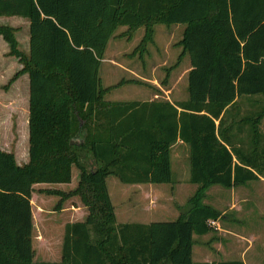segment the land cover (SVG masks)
<instances>
[{"label": "trees", "instance_id": "1", "mask_svg": "<svg viewBox=\"0 0 264 264\" xmlns=\"http://www.w3.org/2000/svg\"><path fill=\"white\" fill-rule=\"evenodd\" d=\"M0 17L28 22L26 52L17 29L0 25L7 55L20 65L8 83L23 74L28 81L27 162L0 150V264H243L195 262L191 247L220 217L202 203L209 186L264 177V0H0ZM155 24L183 25L174 46L175 63L185 55L189 62L186 99L105 101L114 88L147 85L123 78L101 85L114 30L125 27L118 36L129 39L142 28L131 52L140 58ZM241 100L250 106L242 115ZM177 139L188 149V182L197 185L185 210L172 221L115 223L105 178L170 183ZM72 168L74 188L38 192L58 197L54 210L76 197L85 215L63 225L57 261H33V185L68 184Z\"/></svg>", "mask_w": 264, "mask_h": 264}, {"label": "rangeland", "instance_id": "2", "mask_svg": "<svg viewBox=\"0 0 264 264\" xmlns=\"http://www.w3.org/2000/svg\"><path fill=\"white\" fill-rule=\"evenodd\" d=\"M16 19L17 17H0V25L21 28L22 20ZM152 29L153 42L146 43L145 52L140 58L137 54L132 55L131 52L142 37V28L135 29L129 39L125 36H118L124 32L125 27H117L114 30L111 39L105 46L98 68L101 85L104 87L112 85L121 78H140L147 85H122L105 94L103 97L105 100L153 98L152 88L159 86V82L165 76L167 87L172 86L171 94L186 97L184 72L186 62H189L185 55L175 63L180 48L174 46V43L180 39L183 25L165 27L155 24ZM21 37L22 35L17 34L19 50L24 47ZM7 50V45L0 38V149L15 152L18 155L23 154L25 132H27L25 128L27 79L23 74L8 83L13 74L19 70L20 65L15 58L7 55ZM166 68H169L168 71H165ZM157 97L159 98L158 95ZM259 126L264 130L263 122ZM169 163L171 178H174L175 167L171 154H169ZM76 181L77 171L72 168L71 180L68 184L57 186L37 184L34 186V194L31 198L33 261H57L63 225L79 220L82 213L85 212L76 197L62 202L60 209L54 210L58 197L39 193L38 190L68 191L74 188ZM105 185L117 224L122 222H166L175 218L177 204L175 199L178 195L166 188L170 184H163L166 187L160 194L164 200H159L149 209L141 207L143 202H146L144 200L146 198L141 197V194L136 191L121 188L123 184L115 178L107 177ZM237 193H240L246 201H239L236 210H229L224 204L229 197L228 191L219 189L210 191L202 200V203L204 201V203L214 206L220 217L216 220L217 222L214 221L213 225H209L212 228L210 232L201 236H193L192 261L215 262L240 259L244 264H264V183L252 185L251 188L244 189L242 192L235 191L234 196H237ZM249 194L252 195L250 198H248ZM185 195L180 196L184 197ZM171 196L174 199L170 200ZM222 210L223 215L220 213Z\"/></svg>", "mask_w": 264, "mask_h": 264}, {"label": "crops", "instance_id": "3", "mask_svg": "<svg viewBox=\"0 0 264 264\" xmlns=\"http://www.w3.org/2000/svg\"><path fill=\"white\" fill-rule=\"evenodd\" d=\"M18 19L22 20L23 26L21 28L13 27V26H10V27L17 29L16 32L14 33V37H15L17 42H18L17 34L22 35L21 40L23 41L24 47L20 51L26 52L27 51V41H28V35H27L28 22L24 18L17 17L16 20H18ZM16 61H17V59H16ZM110 63H111V61H110ZM188 70H189V63L186 62L185 72H184L185 78H186V73ZM126 71L131 73L128 70H126ZM26 79H27V77H26ZM133 79H135V78H133ZM136 79H139V80L145 82L144 80H142L140 78H136ZM25 83H26V81H25ZM27 83H28V81H27ZM167 86H168L167 84L164 87L157 85L156 89H158L160 92V94L158 95L159 98H163V99L169 101L170 103L180 102V101H183L186 99V97H183V96L178 97L176 95H172L171 94L172 86H170V87H167ZM152 92H153L152 93L153 98L138 99V100H133V101H150L154 98H158L157 95L154 94V88H152ZM184 93H186V92H184ZM170 96H171V99H170ZM27 100H28V92H27L26 101ZM105 101H108V100H105ZM115 101H131V100H115ZM25 105H26L25 128L27 129V102ZM249 109H250V106H248L247 101L241 100V103L239 105V110H240L239 113L242 115L245 111H248ZM214 123L216 124V121ZM259 129L262 132V134L264 135V130H262V128L260 126H259ZM244 134L245 133L243 132L242 136H244ZM25 135H26V137H25L23 154L17 155L15 152H11L13 154L14 161L17 165H22V164H25L27 162V132H25ZM0 150H2V149H0ZM187 150H188L187 146L178 139L170 147L169 154H171V156H172L173 166L175 167V169H174L175 177L171 178L170 183H166V185L170 184L169 187L163 186V184L121 183L114 176H111V177L115 178L119 183L123 184V186H121V188L136 191V192L141 194V197L146 198V199H144L146 202H143L144 204L141 205V207L142 208L144 207L145 209H149L152 206L156 205V203H158L159 200H164L163 196L160 193L162 192V189L166 187L170 192L175 193V195L176 194L178 195L177 199H175V202L177 203L175 208L177 211L175 210L176 213H174V216L176 218L178 213L185 210L186 202H187L188 198L190 197L191 193L197 187L196 184H192V183L188 182V151ZM2 151H5V150H2ZM5 152H9V151H5ZM233 162H234V159H233ZM169 166H170V163H169ZM170 174H171V171H170ZM107 177H109V176H107ZM261 182L264 183V177L258 176V180L248 181L242 185L232 186L229 189L222 188L218 185H211L205 190L203 200L205 199V197L208 195V192H210V191L212 192L213 190H217V189L222 190V191H228L229 197L225 200L224 204H225V206L228 207L229 210H233V209L236 210L239 206V201H246V199L244 197L242 198L240 193H237L238 197L234 196L235 191L242 192V190L251 188L252 185H255V184L257 185ZM171 184H172V187H171ZM34 186L35 185H33V188H34ZM55 186H57V185H55ZM105 187H106V185H105ZM106 191H107V189H106ZM188 192H189V194H188ZM33 194H34V192L31 193V198H32ZM180 195H185V196L181 197ZM251 196L252 195L249 194L248 198H250ZM31 198H30V211H31ZM172 199H174V197L171 196L170 200H172ZM203 204H206V203H204V201H203ZM206 205H209V206L215 208L214 206H212L210 204H206ZM83 213L85 215V212H83ZM83 213L81 215V218L79 220H76V221H81L83 219V217H84ZM220 213H221V215H223V210ZM31 218H32V211H31ZM149 222H154V221H149ZM149 222H122V223H149ZM215 222H217V221H215ZM32 228H33V224H32ZM31 235H32V231H31ZM193 236H195V235H193ZM193 236H192V239H193ZM236 260H240V259H236ZM195 262H208V261L199 260V261H195Z\"/></svg>", "mask_w": 264, "mask_h": 264}, {"label": "built area", "instance_id": "4", "mask_svg": "<svg viewBox=\"0 0 264 264\" xmlns=\"http://www.w3.org/2000/svg\"><path fill=\"white\" fill-rule=\"evenodd\" d=\"M207 224L208 225H213L214 224V221H207Z\"/></svg>", "mask_w": 264, "mask_h": 264}]
</instances>
